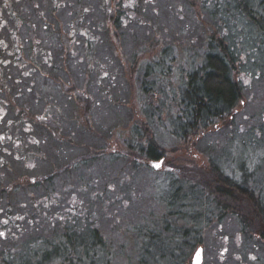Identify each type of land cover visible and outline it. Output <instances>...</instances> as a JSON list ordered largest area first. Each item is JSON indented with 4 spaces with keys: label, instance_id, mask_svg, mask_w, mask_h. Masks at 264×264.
Wrapping results in <instances>:
<instances>
[{
    "label": "rangeland",
    "instance_id": "374dc122",
    "mask_svg": "<svg viewBox=\"0 0 264 264\" xmlns=\"http://www.w3.org/2000/svg\"><path fill=\"white\" fill-rule=\"evenodd\" d=\"M236 1L41 0L33 10L38 0H18L0 8V19L10 9L41 12V129L29 140L41 144V161L27 165L30 180L48 176L39 189L30 183L29 223L0 227V264H41L43 238L68 228L86 244L109 239L106 264H170L169 252L172 264H191L200 239L204 264H264V38L236 14ZM210 36L231 49L242 97L230 116L184 142L171 134V117ZM151 137L164 158L147 159ZM130 143L144 146L137 166ZM220 171L245 178L248 197L216 195ZM9 200L0 197V212ZM146 231L158 241L137 236ZM184 239L188 258L178 251Z\"/></svg>",
    "mask_w": 264,
    "mask_h": 264
},
{
    "label": "trees",
    "instance_id": "16d2710c",
    "mask_svg": "<svg viewBox=\"0 0 264 264\" xmlns=\"http://www.w3.org/2000/svg\"><path fill=\"white\" fill-rule=\"evenodd\" d=\"M235 7L238 10L236 14L246 19L249 26L255 30L254 35H256V37L259 35V37L264 38V0H261L257 6H252L247 0H237ZM56 8H59L58 4ZM79 13L80 11L77 12V14ZM222 29L224 31L223 27ZM204 45H206L208 51L198 69L188 75L184 87L185 90L181 96L180 102H177L178 106L173 111L171 117V126L173 129L171 134H173L174 138L177 140L184 142L197 139L203 130H208L212 126L214 127L216 123L225 116H230L232 109L238 105L242 97V88L240 84L233 79V69L235 67L233 64L235 61L230 51L231 49L221 40H215L212 36L204 40ZM190 52L193 51L190 50ZM144 90L148 91V89ZM69 91L72 92L73 90L70 89ZM80 101L86 104V113H90L89 108L92 105L91 100L83 95V97H80ZM45 122L47 121L45 120ZM47 123L49 124L50 122ZM147 126L149 128L150 125L148 124ZM48 128L51 127L48 126ZM155 143L157 142L154 141V138L151 137L148 139L146 157L150 161L164 158V153L161 152V148ZM127 145L135 160V162L129 163L137 166L136 159L140 154H143L144 146L141 147L138 143H130ZM97 155L99 154L94 155V157L96 158ZM90 160L91 155H86L74 162L78 165ZM217 174H219V178L216 180L218 191L216 195L233 198L235 192L240 194V192L243 193L245 190L250 191L249 187L242 185L246 180L245 178H243L242 182H236L223 171ZM47 177V175L41 177V185L48 182ZM75 177H77V174H75ZM79 178L81 181V176ZM222 178L224 180H222ZM38 183L39 181L36 182V188L38 187ZM243 194L245 197H248V194ZM49 200L54 199L48 193L46 201L48 202ZM169 205H171V203H169ZM69 214V212H66V215L69 216ZM44 215L46 214L44 213ZM69 221L68 217H65L64 222L70 223ZM147 232L148 231L145 232L146 234L139 233L137 236L144 237L145 235L146 237L149 236V240L153 239L158 241L157 237L155 238V235L158 236L157 234L152 235L151 233H153V231H151L150 234ZM78 236L79 235L74 234L69 228L65 232L56 230L53 234H50L49 237L44 236V241H49L42 253V261L44 264H106L109 259L113 258L115 248L112 247V243H109V239L105 241L103 237L99 238L94 235L90 238L91 242L86 244L82 241L83 238ZM73 238L75 241L74 245L72 243ZM143 241L145 243V239H143ZM184 241L185 243H189L188 240L184 239ZM75 245H77L76 249ZM188 246L186 245L184 247ZM110 248H113V252ZM171 248L173 249V246H171ZM10 254H12V252H10ZM73 256H75V258H73ZM42 261L41 264H43Z\"/></svg>",
    "mask_w": 264,
    "mask_h": 264
},
{
    "label": "flooded vegetation",
    "instance_id": "af4514ba",
    "mask_svg": "<svg viewBox=\"0 0 264 264\" xmlns=\"http://www.w3.org/2000/svg\"><path fill=\"white\" fill-rule=\"evenodd\" d=\"M14 2L18 0H1L0 8L9 6L8 3L11 7ZM38 2L31 5L33 10H39L41 0ZM21 10L10 9L7 18L0 19L1 27L7 26L6 23L9 26L6 31L0 30V181L4 171L8 173L6 177L9 180L6 189H0V197L10 199L8 202L12 206L0 212V227L5 229L29 223L30 183L36 185L39 181L37 188L41 186V177L29 179L30 168L27 165L30 157L41 161V144L30 142L35 140L37 131L41 129V12L23 15ZM18 195L27 198V202L19 203L16 200ZM217 227L221 226L217 224ZM201 241L198 240L195 247L196 252L202 250L204 264ZM188 244L184 243L183 248L178 250L183 251L182 257L188 258L187 247H184ZM169 254L172 264L176 257L171 252Z\"/></svg>",
    "mask_w": 264,
    "mask_h": 264
},
{
    "label": "snow or ice",
    "instance_id": "6c2138e0",
    "mask_svg": "<svg viewBox=\"0 0 264 264\" xmlns=\"http://www.w3.org/2000/svg\"><path fill=\"white\" fill-rule=\"evenodd\" d=\"M160 166H161L160 163H157L154 165V167H157V168H159ZM5 223L7 222L5 221ZM3 235H4L3 233H0V236H3ZM201 253H202V250L196 253V264H202Z\"/></svg>",
    "mask_w": 264,
    "mask_h": 264
},
{
    "label": "water",
    "instance_id": "95a60500",
    "mask_svg": "<svg viewBox=\"0 0 264 264\" xmlns=\"http://www.w3.org/2000/svg\"><path fill=\"white\" fill-rule=\"evenodd\" d=\"M198 251H201V250H198ZM198 251H197V252H198ZM197 252H196V253H197ZM201 261L203 262V256H202V253H201ZM192 264H196V254L194 255V258H193Z\"/></svg>",
    "mask_w": 264,
    "mask_h": 264
}]
</instances>
